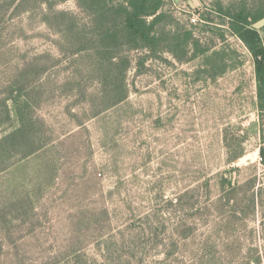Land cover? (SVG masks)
I'll list each match as a JSON object with an SVG mask.
<instances>
[{"label": "rangeland", "instance_id": "1", "mask_svg": "<svg viewBox=\"0 0 264 264\" xmlns=\"http://www.w3.org/2000/svg\"><path fill=\"white\" fill-rule=\"evenodd\" d=\"M241 3L264 6L166 0L176 21L215 46L189 62L165 53L141 64L146 51L128 52L129 96L106 108L90 73L82 90L71 82L82 58L50 61L37 110L52 143L0 173L2 264H257L264 218L247 206L264 187L254 59L237 36L211 32L221 16H203ZM46 5L79 11L75 0H0V92L17 66L57 55ZM225 137L244 151L235 162ZM230 175L235 195L221 185ZM226 194L243 201L239 212Z\"/></svg>", "mask_w": 264, "mask_h": 264}, {"label": "trees", "instance_id": "2", "mask_svg": "<svg viewBox=\"0 0 264 264\" xmlns=\"http://www.w3.org/2000/svg\"><path fill=\"white\" fill-rule=\"evenodd\" d=\"M75 1L78 12L58 9L54 5H46L44 10V24L58 35L54 40L57 55L49 51L35 55L22 66L14 68L1 89L0 173L52 143L50 126L37 110L41 99L48 96L42 82L51 60L54 64V60L58 57L60 60L63 55L64 58L71 56L74 62L82 58L86 65L84 69L80 64L75 65L71 82L76 81L73 86L82 90L85 87V74L90 73L102 88L101 104L106 108L129 96L127 72L132 66V58L128 52L146 51L141 64L147 58H161L165 53L171 54L179 62H189L195 57L208 56L215 46L212 39L207 45H202V39L193 28L176 21L165 9L166 0ZM214 12L221 16V21L219 26L214 25L216 29L211 32L222 38L225 32L237 36L252 53L260 131L264 135V26L261 29L255 27L256 23L264 19V6L252 9L246 3H241L236 8H225L219 4L216 10L209 9L203 16L208 22H214L211 17ZM231 144L225 137L230 163L244 155L243 150H234ZM260 155L264 164L263 146ZM231 170L238 171V168L233 167ZM255 181L256 178L251 181V186L255 187ZM226 183L233 195L239 184L233 181L231 175L222 177L221 185L225 187ZM225 197L233 201L235 211L239 212L243 201L229 194ZM248 202L249 209L254 213L260 212L264 218V187H259ZM257 251L258 257L253 263L264 264L263 253L258 248Z\"/></svg>", "mask_w": 264, "mask_h": 264}]
</instances>
